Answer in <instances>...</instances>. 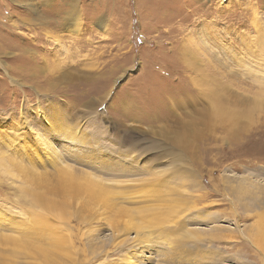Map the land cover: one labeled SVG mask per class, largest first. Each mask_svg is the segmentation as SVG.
<instances>
[{
    "label": "rangeland",
    "instance_id": "374dc122",
    "mask_svg": "<svg viewBox=\"0 0 264 264\" xmlns=\"http://www.w3.org/2000/svg\"><path fill=\"white\" fill-rule=\"evenodd\" d=\"M263 229L264 0H0V264H264Z\"/></svg>",
    "mask_w": 264,
    "mask_h": 264
},
{
    "label": "bare ground",
    "instance_id": "6f19581e",
    "mask_svg": "<svg viewBox=\"0 0 264 264\" xmlns=\"http://www.w3.org/2000/svg\"><path fill=\"white\" fill-rule=\"evenodd\" d=\"M35 196V195H34ZM36 199H33L38 205H40V207L45 211L48 212L49 209H54L56 208V206H50L48 205V203H44L40 197L35 196ZM64 202H61L60 204L63 205ZM42 211V210H41ZM48 214V213H47ZM132 224V223H130ZM20 225H25L27 227V233L31 234V235H38L41 231L44 230H53L54 234L56 236V238H58V240H62V242H65V235H60V231L59 229H56V227L53 225V223L50 221V219L47 217L46 214L39 212H30L28 214V218L23 219L22 221H20ZM264 230V229H263ZM260 237V236H259ZM262 237V236H261ZM68 246V245H67Z\"/></svg>",
    "mask_w": 264,
    "mask_h": 264
}]
</instances>
